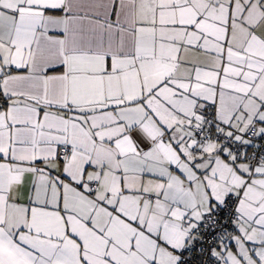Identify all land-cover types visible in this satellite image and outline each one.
<instances>
[{"label":"snow or ice","instance_id":"snow-or-ice-1","mask_svg":"<svg viewBox=\"0 0 264 264\" xmlns=\"http://www.w3.org/2000/svg\"><path fill=\"white\" fill-rule=\"evenodd\" d=\"M0 264H264V0H0Z\"/></svg>","mask_w":264,"mask_h":264}]
</instances>
